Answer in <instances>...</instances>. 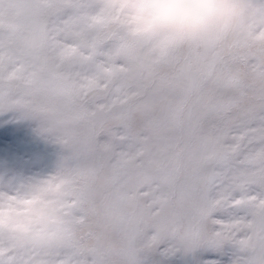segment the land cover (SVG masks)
I'll return each mask as SVG.
<instances>
[{
    "label": "snow or ice",
    "instance_id": "snow-or-ice-1",
    "mask_svg": "<svg viewBox=\"0 0 264 264\" xmlns=\"http://www.w3.org/2000/svg\"><path fill=\"white\" fill-rule=\"evenodd\" d=\"M131 6L0 0V112L66 153L0 191V264H264V0L209 33L137 34Z\"/></svg>",
    "mask_w": 264,
    "mask_h": 264
},
{
    "label": "rangeland",
    "instance_id": "rangeland-1",
    "mask_svg": "<svg viewBox=\"0 0 264 264\" xmlns=\"http://www.w3.org/2000/svg\"><path fill=\"white\" fill-rule=\"evenodd\" d=\"M40 121L19 111L0 112V191H10L21 184L55 174L65 151L51 139L38 134ZM230 252L223 255L211 250L197 254L199 264L218 260L227 264ZM144 264H193L181 254L165 257L150 254Z\"/></svg>",
    "mask_w": 264,
    "mask_h": 264
},
{
    "label": "clouds",
    "instance_id": "clouds-1",
    "mask_svg": "<svg viewBox=\"0 0 264 264\" xmlns=\"http://www.w3.org/2000/svg\"><path fill=\"white\" fill-rule=\"evenodd\" d=\"M239 0H133L127 27L137 34L166 30L209 33L222 27Z\"/></svg>",
    "mask_w": 264,
    "mask_h": 264
}]
</instances>
